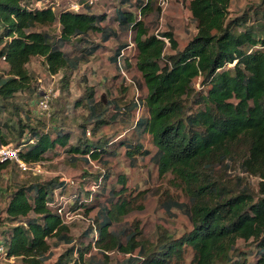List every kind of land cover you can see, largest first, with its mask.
<instances>
[{
  "label": "trees",
  "instance_id": "16d2710c",
  "mask_svg": "<svg viewBox=\"0 0 264 264\" xmlns=\"http://www.w3.org/2000/svg\"><path fill=\"white\" fill-rule=\"evenodd\" d=\"M31 1L0 0V63L6 70L0 76V146L16 140L21 158L30 164L61 147L86 162L104 154L119 160L125 149L123 155L135 166L139 157L151 154L142 141L149 136L157 148L152 160L158 175L171 174L187 198H167L165 212L184 213L191 229L180 237L158 230L156 241L145 242L137 239L142 235L137 229L122 240L113 224L134 207L123 197L128 190L124 173L118 181L122 188L112 189L94 214V189L83 192L84 185L75 188L59 178L24 183L6 192L5 215L0 213V243L14 259L9 264H87L86 254L95 247L129 254L121 264H186L189 248L190 264H264V21H257L259 14L264 19V11L233 17L232 0H188L192 26L188 35H178L152 29L164 11L161 0H121L111 15L101 10L103 0L81 1L78 10L70 0L58 10L44 0ZM251 18L258 25L250 24ZM92 34L100 40H92ZM102 48L118 71L129 75L135 66L142 77L145 94L121 108L118 102L129 87L125 72H118L125 83L117 94L123 97L112 101L113 119L133 120V138L119 144L91 140L85 120L71 143L73 132L65 123L52 132L42 122L44 127L20 118V123L3 120L5 106H12L11 116L16 113V94L36 89L28 70L33 58H41L53 75L66 70L60 82L68 92L78 63ZM132 48L134 63L126 53ZM72 49H82L83 55L72 58ZM94 95L92 85L74 105L87 107ZM105 113L95 125L107 124ZM8 163L0 164V171ZM109 178L104 171L94 184L105 188ZM143 196L142 191L135 199ZM72 211L83 216L78 235L73 231L78 221L66 218ZM252 252L257 260H251Z\"/></svg>",
  "mask_w": 264,
  "mask_h": 264
},
{
  "label": "rangeland",
  "instance_id": "374dc122",
  "mask_svg": "<svg viewBox=\"0 0 264 264\" xmlns=\"http://www.w3.org/2000/svg\"><path fill=\"white\" fill-rule=\"evenodd\" d=\"M34 1V0H33ZM31 1V3L33 2ZM40 2V0H38ZM74 1L72 7L75 10L79 9V4L84 0H70ZM37 2V3H39ZM46 4L54 6L56 10L63 8L66 2L63 0H44ZM121 0H103L101 2V10L108 15L114 13L115 7L120 6ZM262 0H232L230 14L235 17L249 13L251 17L255 15V12L264 11V5L261 6ZM188 0H176L173 3L170 1L164 6V11L159 18L158 22L152 25L153 31L159 32L166 29L173 30L176 34L188 35V28L192 26V17L187 8ZM259 20L264 21L262 14L258 15ZM153 19V15L148 17V22ZM255 23L254 18L250 19V24ZM92 40L99 41L100 37L97 34H92ZM84 47V46H83ZM82 47V48H83ZM111 49V45L108 46V51ZM131 61L134 63L136 50L134 48L126 51ZM82 54V49H72L71 57L79 59ZM78 67L74 70L75 77L73 79L72 86L68 92L63 90V84L60 82L66 70L53 75L49 72L47 66L41 58L35 57L28 65V70L33 76L32 83H35L36 89H29L15 95L13 102L18 106L16 113L10 115L12 106H5V109L1 110V117L3 120L13 119L16 123L21 119V123L31 122L33 125L44 127L40 123L46 124V130L54 132L55 126L65 123L66 130L69 128L73 132V138L71 143H75L76 137L79 135V124L85 120L88 124L86 137L93 140L99 139H114L115 143H120L121 140L131 139L134 137V123L128 117H117L113 119L112 113L116 111L112 101L117 96L118 99L123 97L122 94L118 95L119 87L122 82L125 83L122 76H116L118 72L123 73L128 79L125 85L129 87L125 97L119 100V104L122 107L132 100L137 99L139 94L144 93V83L141 75L137 71L135 66L131 67L130 73L125 70L118 71L116 65L111 61L105 49L98 50L92 55L89 60L84 63L80 62ZM73 70V69H72ZM6 70L0 63V76L5 73ZM127 73V74H126ZM199 82H197L198 84ZM94 86L95 95L92 100L88 101L89 106L81 105L76 107L74 101L80 97H83L86 89L90 86ZM122 85L121 87H123ZM197 88H200L197 86ZM138 89V90H137ZM41 95V96H40ZM49 95L52 100L50 102V112H46L41 108L39 102L41 97ZM112 103V104H111ZM101 104V105H100ZM104 116L107 118V124L95 125L99 118V115L104 112ZM9 111V112H8ZM108 111V112H107ZM142 115L143 109L138 110ZM64 127V126H63ZM79 130V131H78ZM121 134L119 137L116 134ZM55 135V134H54ZM145 145V149H149L151 154L145 157H139L135 166L130 164V160L123 155L125 149H122V159L114 157L112 155L104 154L102 159L94 160L91 162L88 157V161L77 159L78 154H72L65 151V148L61 147L56 151H50L47 153V159L40 162V170L31 169L23 170L16 162H9L5 168L0 171V213L4 216L3 208L6 206L5 195L6 192L24 183H32L35 181H49L54 178L59 180H68L72 183L73 187L77 185H84L83 192L86 190L94 189L96 199L94 200L95 207L91 209L94 214L100 204L107 203L110 197V191L116 189L119 191L122 187L119 181V174L124 173L128 180L127 194L123 197L132 199L133 209L126 215L122 216L119 221L113 224V227L122 237V240H126L131 234L136 233L137 229H141L142 235L137 239L141 241H156L158 230H167L176 237L184 235L191 229V223L187 216L179 212L176 216H169L165 212L163 206L167 198L172 197L178 202H185L187 198L182 192L181 188L174 183L173 176L167 174L160 177L157 173L155 162L152 160V156L156 152L157 148L151 142L150 137L146 136L142 140ZM10 143L16 145V140H11ZM116 145L109 148L113 150ZM82 158V157H81ZM85 158V157H83ZM106 171L110 173L109 180L106 181L105 188L99 187L94 184L99 181L102 173ZM83 181V182H82ZM104 181V180H103ZM75 183V184H73ZM105 183V181H104ZM144 192V196L135 199L138 193ZM134 196V197H133ZM68 196H65V198ZM134 199V200H133ZM142 207V208H141ZM70 222L78 221L73 228L75 235H78L84 224L82 221L83 216L76 211L70 212ZM177 214V213H176ZM3 220V219H2ZM4 222V221H3ZM243 248L249 250V244L241 242ZM62 248L56 249L60 252ZM249 252V251H247ZM129 254L122 252H104L102 248L95 247L86 254L87 259H90L87 264H121ZM251 260H257L258 255L255 252L249 254ZM58 257V254L54 255L50 263L54 262ZM76 257V256H75ZM193 257V251L191 248L186 253V264H190ZM14 259L12 260V262ZM9 262V263H12ZM18 262V261H17ZM4 262V264H9Z\"/></svg>",
  "mask_w": 264,
  "mask_h": 264
},
{
  "label": "built area",
  "instance_id": "2783aa9c",
  "mask_svg": "<svg viewBox=\"0 0 264 264\" xmlns=\"http://www.w3.org/2000/svg\"><path fill=\"white\" fill-rule=\"evenodd\" d=\"M169 0H161L163 6L167 4ZM138 90V89H137ZM52 98L47 95L44 98L41 97V100L39 102V105L41 108L45 109V111L48 113L50 112V102ZM22 146H17L13 143H8L5 145L0 146V164L5 162H16L18 166L23 170H31L36 169L40 170V162L30 164L23 160L20 156ZM61 200L65 203L66 199L64 197L61 198ZM62 211V210H61ZM71 214L68 212L66 218L70 220ZM13 257L8 258L6 256V249L3 244L0 243V264H4V262H12Z\"/></svg>",
  "mask_w": 264,
  "mask_h": 264
}]
</instances>
